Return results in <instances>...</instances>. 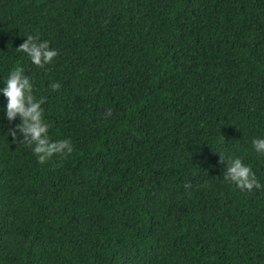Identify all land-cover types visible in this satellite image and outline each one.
<instances>
[{"label":"trees","instance_id":"obj_1","mask_svg":"<svg viewBox=\"0 0 264 264\" xmlns=\"http://www.w3.org/2000/svg\"><path fill=\"white\" fill-rule=\"evenodd\" d=\"M16 66L72 151L38 161L0 93V264H264V0H0Z\"/></svg>","mask_w":264,"mask_h":264},{"label":"clouds","instance_id":"obj_2","mask_svg":"<svg viewBox=\"0 0 264 264\" xmlns=\"http://www.w3.org/2000/svg\"><path fill=\"white\" fill-rule=\"evenodd\" d=\"M15 48L25 53L29 61L36 66L43 67L57 55L56 49L49 48L47 41L39 40L34 35H25V39ZM59 87L57 82H52L49 88L55 90ZM0 93L5 98L3 106L7 120L18 117L14 127L21 134V140L31 146V151L38 161L43 162L54 153L72 151V145L68 139L51 140L48 135L49 124L42 118L41 104L44 97L36 98L33 95V83L28 74H22V67H13L7 74L0 86ZM105 115H110V109H105ZM7 135L11 142H18L16 132L7 128ZM253 151L264 154V137H256L251 140ZM220 159L222 161L221 155ZM224 179L234 183L236 188L251 190L259 184L251 172L249 166L242 162L239 157H230L224 160Z\"/></svg>","mask_w":264,"mask_h":264}]
</instances>
